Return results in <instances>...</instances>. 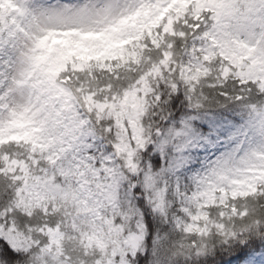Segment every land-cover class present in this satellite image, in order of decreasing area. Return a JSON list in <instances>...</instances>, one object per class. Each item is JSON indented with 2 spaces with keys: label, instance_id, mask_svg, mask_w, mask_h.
Segmentation results:
<instances>
[{
  "label": "snow or ice",
  "instance_id": "6c2138e0",
  "mask_svg": "<svg viewBox=\"0 0 264 264\" xmlns=\"http://www.w3.org/2000/svg\"><path fill=\"white\" fill-rule=\"evenodd\" d=\"M0 264H264V0H0Z\"/></svg>",
  "mask_w": 264,
  "mask_h": 264
}]
</instances>
